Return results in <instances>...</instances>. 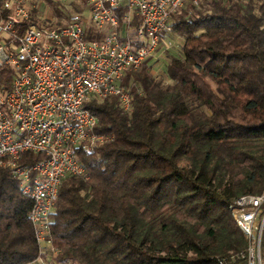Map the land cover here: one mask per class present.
I'll return each instance as SVG.
<instances>
[{"label": "trees", "instance_id": "trees-1", "mask_svg": "<svg viewBox=\"0 0 264 264\" xmlns=\"http://www.w3.org/2000/svg\"><path fill=\"white\" fill-rule=\"evenodd\" d=\"M47 4L63 24L60 3ZM30 14V24L48 27ZM140 24L135 18L133 29ZM172 26L184 45L168 64L170 83L147 61L123 81L131 112L117 97L86 105L96 132L113 139L79 154L88 179L69 177L60 188L51 226L58 263L248 264L231 207L264 193V0H190ZM15 75L0 67V89ZM32 207L0 169V264L39 257Z\"/></svg>", "mask_w": 264, "mask_h": 264}, {"label": "built area", "instance_id": "built-area-1", "mask_svg": "<svg viewBox=\"0 0 264 264\" xmlns=\"http://www.w3.org/2000/svg\"><path fill=\"white\" fill-rule=\"evenodd\" d=\"M186 2L88 0V17L72 14L61 25L39 28L22 0H0V34L11 37L0 44V67L16 73L12 87L0 89V169L33 201L39 257L31 264H61L51 231L60 188L69 177L88 179L79 154L113 139L96 132L98 118L87 103L117 97L131 112L133 96L123 81L171 45L172 16ZM123 8L128 12L120 19ZM137 17L141 24L133 29ZM89 25L102 40L87 38ZM231 212L249 244L248 264H264V193L240 197Z\"/></svg>", "mask_w": 264, "mask_h": 264}, {"label": "rangeland", "instance_id": "rangeland-1", "mask_svg": "<svg viewBox=\"0 0 264 264\" xmlns=\"http://www.w3.org/2000/svg\"><path fill=\"white\" fill-rule=\"evenodd\" d=\"M27 10L34 15L36 21L43 26H57L58 20L54 16L53 10L48 6L47 0H22ZM60 3L62 12L70 16L72 14H81L85 17L89 16L88 0H52ZM190 0H187V2ZM200 0H192L193 5H197ZM186 2V5H187ZM185 5V8H186ZM184 8V9H185ZM31 15V14H30ZM8 34H0V44L8 43L10 40ZM170 46L162 45L159 51L148 61V66L152 74L158 80H164L170 83L167 77V68L172 57H182V47L184 40L179 35L173 33L169 37ZM52 264V263H50Z\"/></svg>", "mask_w": 264, "mask_h": 264}]
</instances>
